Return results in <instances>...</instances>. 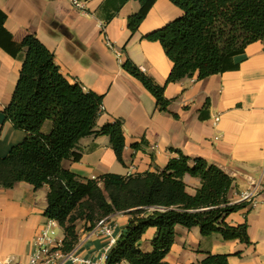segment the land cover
<instances>
[{"label":"crops","instance_id":"1","mask_svg":"<svg viewBox=\"0 0 264 264\" xmlns=\"http://www.w3.org/2000/svg\"><path fill=\"white\" fill-rule=\"evenodd\" d=\"M73 1L0 0V11L7 17L5 30L15 42L35 35L55 55L71 83L104 98L105 112L97 131L116 121L124 123V164L118 162L109 137L92 135L80 141L82 160L66 161L64 168L83 179H96L106 174L131 176L164 169L178 157L173 150L204 159L233 178L228 195L233 204L240 203L243 194L254 193L256 207L227 219L232 226L247 222L252 244L225 242L218 235L204 238L197 228L177 227L176 242L166 261L196 264L211 253L228 255L229 264H264V45L248 46L246 53L236 58L238 70L168 84L172 62L159 43L144 37L182 16L178 7L169 0H158L133 34L128 25L140 10L138 1H129L105 28L98 15L107 0H77L82 10ZM23 57L14 59L0 49V158L7 157L26 136L4 114L17 87ZM129 59L165 87V98L171 101L168 112H160L156 98L124 70ZM216 117H220L218 124ZM49 130L47 124L45 131ZM185 181L188 192L195 195L200 180L187 176ZM48 191L47 186L36 191L27 183L0 189V264L9 260L28 263L35 237L47 222ZM128 221L129 216L122 213L108 219L119 238ZM58 228L56 238L62 241L64 233ZM156 232L151 229L144 236L141 248L145 252L152 250ZM106 245L107 238L96 234V228L89 232L81 229L76 253L98 259Z\"/></svg>","mask_w":264,"mask_h":264},{"label":"trees","instance_id":"2","mask_svg":"<svg viewBox=\"0 0 264 264\" xmlns=\"http://www.w3.org/2000/svg\"><path fill=\"white\" fill-rule=\"evenodd\" d=\"M131 0H107L100 18L105 28ZM140 10L129 19L135 34L158 0H135ZM182 16L144 39L159 43L173 64L168 84L187 78L203 80L240 68L236 58L254 43L264 45V0H169ZM6 15L0 11V49L23 66L10 105L4 114L26 134L9 155L0 158V189L27 183L36 191L47 186V221L63 230L61 250H76L80 230L93 231L98 223L126 214V231L112 249L108 264H170L167 256L175 245L177 227L200 230L204 238L218 235L225 242L250 246L248 223L232 226L230 215L248 209L249 203L233 204L228 195L234 180L208 161L192 159L179 150L164 169L131 176L106 174L83 179L64 168L66 161L80 162V141L92 135L107 136L118 162L124 164V123L116 121L97 131L104 114V98L71 83L56 63L55 55L32 34L15 42L6 32ZM7 35V37L5 36ZM156 98L160 112L171 101L165 87L143 73L130 59L123 65ZM50 125L46 132V125ZM136 149L140 146L135 145ZM201 182L195 195L185 178ZM156 229L152 250L141 248L144 236ZM196 264H229L228 255H213Z\"/></svg>","mask_w":264,"mask_h":264},{"label":"built area","instance_id":"3","mask_svg":"<svg viewBox=\"0 0 264 264\" xmlns=\"http://www.w3.org/2000/svg\"><path fill=\"white\" fill-rule=\"evenodd\" d=\"M77 9L82 10L83 6L80 1H73ZM220 122V117L215 118V123ZM247 202L249 207H256L254 201V193L247 192L241 196L240 203ZM59 226L55 221H47L41 228L39 234L34 240V252L30 256L27 264H108L109 256L112 249L117 245L119 237L113 226L110 225L108 219L100 221L96 227V234H100L107 238V245L102 255L98 259L84 258L76 253H64L61 250L62 241H59L54 230ZM3 264H22L9 260Z\"/></svg>","mask_w":264,"mask_h":264},{"label":"rangeland","instance_id":"4","mask_svg":"<svg viewBox=\"0 0 264 264\" xmlns=\"http://www.w3.org/2000/svg\"><path fill=\"white\" fill-rule=\"evenodd\" d=\"M78 227H79V230L83 229V225L82 224H79ZM58 232H60V229L59 228H57V229L54 230L55 237L58 235Z\"/></svg>","mask_w":264,"mask_h":264}]
</instances>
